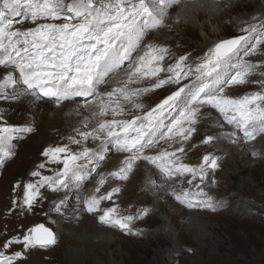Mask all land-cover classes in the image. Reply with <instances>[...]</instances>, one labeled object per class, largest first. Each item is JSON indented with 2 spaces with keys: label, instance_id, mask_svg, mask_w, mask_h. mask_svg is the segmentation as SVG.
<instances>
[{
  "label": "rangeland",
  "instance_id": "1",
  "mask_svg": "<svg viewBox=\"0 0 264 264\" xmlns=\"http://www.w3.org/2000/svg\"><path fill=\"white\" fill-rule=\"evenodd\" d=\"M206 1L202 0L203 3ZM221 2L219 11L216 12V16L221 14L218 21H213L214 15L208 12L204 17L198 18L197 10L191 12L189 20L176 22V13L182 5L170 9L163 26L146 32L132 59L128 61V71L135 60L144 53L146 45H161L169 49L162 62L165 68L174 64L179 56H189L186 63L191 65V73L181 80V84L188 83L196 76L195 66L199 62L198 58L203 57L215 44L212 42L217 43L222 39L243 35L241 28L264 20V13L258 12L263 11L264 0ZM254 16L255 20L252 19ZM168 19L170 23L167 22ZM21 21L22 17L16 18L14 28L24 30L35 26L31 21ZM210 32H218L219 36L213 37ZM254 42L253 40L250 43ZM240 55L242 59L259 64L264 61V45L259 47L254 56H244L243 52ZM8 68H11L10 72H14V76H19L18 71H14L10 66L0 67V76L8 73ZM115 72H111L109 76H113ZM261 72H264V67L257 68L247 84L225 85V95L240 97L264 90L260 83L252 82L264 80ZM125 73L127 72L116 76V79L113 78L109 84L105 78L106 80L98 85L97 92H109L119 87L126 80H122ZM161 75L166 76L168 73ZM154 82V79H145L129 87H150ZM176 87L166 85L141 94L135 98V103L143 105L139 109L121 99L124 113L115 119L131 120L134 116L143 117L165 96L175 91ZM7 91L10 93L11 89ZM25 98L33 101L34 106L27 111L28 116L24 120L16 122L13 114L21 110L19 103ZM9 99L0 100V115L3 116V121L18 126L27 125L33 129L31 132L17 134L12 141L14 155L0 165V250L6 255L23 252V258L14 261V264H264V134L257 135L256 139L251 141L240 139L243 134L239 132L237 137L226 136L224 134L231 133L233 128H230L223 116L209 105H197L200 111L197 114V123L192 125L195 131L187 141H181L179 137L171 141L157 137L156 143L152 147L144 148L143 152L149 150V155H153L155 152H173L183 147L185 151L177 152V156L181 158V162L192 166L199 165L206 154L218 156V167L214 171L209 169L202 183L197 177L193 184L189 185L187 180L191 179L190 174L169 178L159 168H155L154 164L151 166L149 161L143 159L133 163L127 179H117L109 174L123 167L126 157L131 154L113 153V149L106 157V150L100 146L91 151L93 154L90 158L77 161L81 169L77 185L69 182L67 187H60L55 191L47 185L40 187V195L29 210L22 206L23 185L39 180V177H33L30 173L39 171L43 176H53L63 168L62 163L50 162L48 157L42 155L44 149L50 146H67L73 154L82 152L85 148L91 150V146L99 139L92 136L85 139L80 133L92 132L97 123L114 117L110 110L105 116L99 115L98 96L90 99V102H93L90 103V113L94 119L89 118L85 110L88 101L82 100V96L78 97L80 100L68 99L62 103L36 99L30 95ZM46 103H50V113L57 111L59 106H66L62 111L66 113L69 110V114L65 117L58 116L56 123L49 124L46 119L43 122L40 117ZM72 117L74 119H71ZM46 123L48 125L44 128ZM212 127L214 129H211ZM103 135L100 133L101 137ZM207 135L219 139L204 144L203 140ZM70 137L79 143H73ZM110 143L118 146L113 141ZM253 152L257 155H253ZM117 154L123 156L110 159ZM63 155L62 153L61 156ZM94 157L98 159L94 160ZM41 163L45 166L38 169L37 166ZM139 174L142 176H138ZM102 177L105 183L100 185L98 182ZM18 183L19 187H16ZM196 184H200L204 192L217 202L215 210L200 206L190 208L175 198L174 193L182 192L186 188L196 191ZM97 187L99 192L96 191ZM113 188H119L120 191L113 193L111 200H102L96 212L87 211L85 201L89 197L103 196ZM74 189L77 191L74 192ZM149 190L153 192L149 193ZM57 205L60 206L59 211L55 210ZM111 207L116 208V215L119 217H134L129 223V230H122L119 226L105 224L99 220L103 210ZM145 209L147 213L141 216L140 213ZM38 223L44 224L55 233L54 245L25 250L21 243L3 249L6 240L13 236L22 238L28 229ZM86 226H90V229Z\"/></svg>",
  "mask_w": 264,
  "mask_h": 264
},
{
  "label": "snow or ice",
  "instance_id": "2",
  "mask_svg": "<svg viewBox=\"0 0 264 264\" xmlns=\"http://www.w3.org/2000/svg\"><path fill=\"white\" fill-rule=\"evenodd\" d=\"M181 5L176 22L182 16L187 17L190 12L206 7L202 0H0V66H10L19 73V79L14 72L0 78V99H19L26 95L40 99L42 95L60 101L73 96H98L99 115L105 116L110 110L114 118L100 121L92 132H81V137L86 139L92 136L100 139L101 144L113 141L121 151L131 154L123 162L124 166L110 173V176L127 179L133 163L143 159L156 165L169 178L190 174L191 179L187 180L189 185L197 177L202 183L208 170L214 171L218 167V156L206 154L199 165L192 166L181 162L177 156V152L185 151L183 147L173 152L162 151L158 155H144L143 149L152 147L157 137L167 141L179 137L181 141H187L195 131L192 125L197 123L200 111L197 105L211 106L227 124L233 126L234 131L224 134L226 136L237 137L239 132L243 134V139L251 141L257 135L264 134V90L240 97L228 96L224 92L225 85L249 83V77L255 70L264 67V61L254 64L240 55L243 52L244 56H254L264 45V20L241 28L243 35L222 39L210 47L203 57L198 58L196 76L188 83L181 84V80L191 73V65L186 63L189 56L181 55L174 64L165 68L162 62L169 49L149 44L119 87L109 92H97L98 85L111 72L124 61L131 60L146 32L163 26L169 10ZM19 16L35 26L24 30L14 28V18ZM41 20L51 22H38ZM253 40L255 42L250 43ZM162 73L168 75L162 77ZM260 75L264 76V72ZM145 79H154L155 82L150 87H129ZM252 82L260 83L264 88V80ZM166 85L177 87L143 117L115 119L124 113L121 99L139 109L143 105L135 103V98ZM8 89H11L10 93ZM0 121H3L2 115ZM31 131L32 127L27 125L0 122V165L14 155L12 141L17 134ZM100 133L104 134L103 137ZM69 139L79 143L71 137ZM214 139L219 137L206 136L203 143L208 144ZM92 154L87 148L75 154L67 146L45 148L42 155L48 157L50 162L62 163L63 168L53 176L32 171L30 175L39 177V180L23 185L22 206L31 210L42 186L47 185L55 191L67 187L71 180L79 179L80 165L77 161L90 158ZM252 154L257 155L256 152ZM44 166L41 163L37 168ZM98 183L103 185L104 178ZM16 187H19V183ZM195 189L186 188L174 193L175 198L190 208L200 206L215 210L217 202L204 192L200 184H196ZM99 190L97 187L96 191ZM119 191V188H113L103 196L89 197L85 201L87 211H98L102 200H111L113 193ZM13 205H16L15 199ZM55 210L59 211L60 206L57 205ZM146 213L147 209L140 215ZM133 219L130 215L117 216L115 207L104 209L103 215L99 216L102 223L119 226L122 230H129V223ZM21 243L25 250L47 248L56 243V235L50 228L37 224L28 229L22 238L13 236L6 240L2 247L8 249L10 245ZM23 255L20 251L6 255L0 250V264H14Z\"/></svg>",
  "mask_w": 264,
  "mask_h": 264
},
{
  "label": "bare ground",
  "instance_id": "3",
  "mask_svg": "<svg viewBox=\"0 0 264 264\" xmlns=\"http://www.w3.org/2000/svg\"><path fill=\"white\" fill-rule=\"evenodd\" d=\"M222 0H207L206 2H205V4H206V7L205 8H203V9H200V10H198L199 12H198V14H197V17L198 18H202V17H204L205 16V14H207V12L208 13H210V14H212V15H214V17L212 18V20L213 21H218L219 20V18L221 17V14L220 15H218V16H216V12L217 11H219V8H220V6L221 5H219V3H222L221 2ZM253 1H255L256 2V0H253ZM244 3V2H243ZM238 6V5H237ZM180 10V9H179ZM178 10V11H179ZM226 10V9H225ZM228 11V10H227ZM259 13H264V8H263V11H258ZM225 13V12H224ZM227 13V12H226ZM177 14V13H176ZM224 15V14H223ZM19 17H22V20H23V16H19ZM176 17V16H175ZM190 17H191V12L188 14V16L187 17H184V16H182L181 17V21H184V20H189L190 19ZM16 18H18V17H16ZM16 18H14V20H16ZM169 20V19H168ZM168 23H170V20L169 21H167ZM165 26V25H164ZM162 30V29H161ZM175 31V30H174ZM192 32V31H191ZM193 32H194V30H193ZM193 32H192V34H193ZM206 32H208V31H206ZM182 33V32H181ZM196 34V33H195ZM151 35V34H150ZM210 35H212L213 37H218L219 36V33L218 32H210ZM194 36V35H193ZM218 40H220V39H218ZM212 43H216V42H212ZM207 45V44H206ZM132 56H133V54H132ZM132 56H131V59H132ZM134 59V58H133ZM129 60H126V61H124L120 66H119V68L118 69H116L115 71H117V72H115V71H113L112 73H114L115 72V74L113 75V76H107L106 77V79H107V84H109V83H111L112 82V80H113V78H115L116 79V76H119L121 73H123V72H129L128 71V68L130 67V64H129V62H128ZM136 61V60H135ZM0 67H5V66H0ZM124 67V68H123ZM10 69L11 68H8V70H9V72H10ZM112 73H110V74H112ZM127 73H125V76H124V78L122 79V80H124V79H127ZM4 76V75H3ZM3 76H0V78H3ZM163 76V75H162ZM17 79H19V77L18 76H15ZM118 78V77H117ZM105 79V80H106ZM104 80V81H105ZM121 80V81H122ZM125 81V80H124ZM123 81V82H124ZM147 84H148V82H147ZM130 87H132L131 85H130ZM110 89V88H109ZM109 89H107V90H109ZM99 91V90H98ZM72 98V97H71ZM70 98V99H71ZM92 98V96H89V97H87L86 98V100L88 101L87 103H86V105H85V110H86V112L88 113V116H89V118L91 117H93V116H91L92 114L90 113V110L92 109L91 107H92V105H90V103H93V102H90V99ZM41 99H45V100H47L46 98H43V96L41 95ZM52 99H53V101L55 102V103H62L63 101H68V99H64V100H60V101H57L56 100V98H54V97H52ZM95 99V98H94ZM0 100H2V99H0ZM10 100V99H9ZM48 101V100H47ZM121 101V100H120ZM48 102H50V101H48ZM82 102V101H81ZM5 104H7V103H5ZM12 104V103H11ZM88 104V105H87ZM19 107L21 108V110H17L13 115L15 116V120H16V122L18 121V122H20V120H24L25 118H26V116H28V113H27V111H29V109H31L33 106H34V102L32 101H29V99L28 98H25V99H23L22 100V102H20L19 103ZM75 105V104H74ZM63 107H66V106H59V109L57 110V111H53V112H51L50 113V109H51V106H50V103H46V104H44V106H43V108H42V116L40 117V119L43 121V120H48V123L50 124V123H56L57 121H58V116H63V117H65V116H67V114H69V110L65 113V112H63L62 111V108ZM41 109V108H40ZM94 109V108H93ZM94 111H95V109H94ZM93 112V111H92ZM10 113V112H9ZM11 114V113H10ZM46 116H48V118H46ZM74 117V116H73ZM71 118V119H74V118ZM206 117V116H205ZM204 117V118H205ZM8 118V117H7ZM13 119V118H12ZM70 119V120H71ZM93 119H94V117H93ZM208 119V118H207ZM40 120V121H41ZM84 120V119H83ZM77 121V120H76ZM80 121H81V119H80ZM44 122V121H43ZM75 122V121H74ZM85 122H87V121H85ZM85 122H83V123H85ZM203 122V121H202ZM48 123H46V125H44L43 127L45 128L47 125H48ZM214 123V122H213ZM14 124V123H13ZM203 124V123H202ZM208 124V123H207ZM31 125V124H30ZM217 125V124H216ZM97 126H98V123H97V125H96V128H97ZM228 126V125H227ZM230 126V128H233L232 127V125H229ZM215 127H217V126H215ZM91 128V127H90ZM89 128V129H90ZM229 128V127H228ZM211 129H214V127H212ZM233 131H234V128H233ZM43 135V134H42ZM207 136H210V135H207ZM240 139H243L242 137H240ZM96 141V140H95ZM89 146H91V145H89ZM100 146H102L103 147V149H104V151L106 150V152H104V156L106 155V157H108V152L109 151H111V150H113L114 149V152L113 153H119V154H121V153H124V151H121L120 149H119V147L118 146H113L112 145V143H110V141H108V142H105L104 144H101V141H100V139H99V141L97 140V142H95L94 144H93V146H91V151H94V150H96L98 147H100ZM101 147V148H102ZM83 151V150H82ZM149 150H147V151H145V152H143L144 153V155H149V154H151V153H149L148 152ZM100 152V151H99ZM148 152V153H147ZM170 152V151H169ZM107 153V154H106ZM126 153H128V152H126ZM159 152H155L153 155H157ZM250 153V152H249ZM110 155V154H109ZM117 156H123V155H115V156H111L112 158H110V159H114L115 157H117ZM128 157V156H127ZM95 159L94 160H97L98 159V157H94ZM100 159H101V157H99ZM117 160V159H116ZM142 160V159H141ZM118 161V160H117ZM139 162V161H138ZM84 164V163H83ZM86 164V163H85ZM95 164V163H94ZM139 164V163H138ZM150 165L151 166H153L152 165V163H150ZM154 167L156 168V165H154ZM96 168V167H95ZM139 168V167H138ZM243 170H245L246 168H242ZM81 170V169H80ZM140 172V171H139ZM140 174H141V172H140ZM138 175V176H142V175ZM79 177H80V174H79ZM144 177V176H143ZM189 178V177H188ZM85 180V178L83 177L82 178V180ZM83 180V181H84ZM179 181V180H178ZM71 182V184H74V183H76V185H77V183L79 182V179H73V180H71L70 181ZM176 182V181H175ZM181 183V182H180ZM124 187V186H123ZM71 188H74V187H72L71 186ZM150 188V187H149ZM122 189V188H121ZM77 190L76 189H74V192H76ZM122 191V190H121ZM72 192V191H71ZM150 192H153L152 190H149V193ZM147 194V193H146ZM145 194V195H146ZM144 195V194H143ZM138 196V195H137ZM146 197H149V196H146ZM185 205V204H184ZM185 206H187V205H185ZM89 228L90 226H86V228ZM90 229V228H89ZM110 235V234H109ZM108 237V236H107ZM108 239H110L109 237H108ZM106 240V239H105Z\"/></svg>",
  "mask_w": 264,
  "mask_h": 264
},
{
  "label": "water",
  "instance_id": "4",
  "mask_svg": "<svg viewBox=\"0 0 264 264\" xmlns=\"http://www.w3.org/2000/svg\"><path fill=\"white\" fill-rule=\"evenodd\" d=\"M38 224H42V223H38ZM37 225V224H36ZM44 225V224H43ZM45 226V225H44ZM45 227H47V226H45ZM47 228H49V227H47ZM52 230V229H51Z\"/></svg>",
  "mask_w": 264,
  "mask_h": 264
}]
</instances>
